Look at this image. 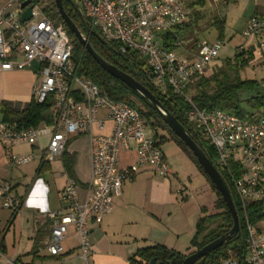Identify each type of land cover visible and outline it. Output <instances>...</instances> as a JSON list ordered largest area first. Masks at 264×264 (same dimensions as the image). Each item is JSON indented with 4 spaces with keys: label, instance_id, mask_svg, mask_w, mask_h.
<instances>
[{
    "label": "built area",
    "instance_id": "2783aa9c",
    "mask_svg": "<svg viewBox=\"0 0 264 264\" xmlns=\"http://www.w3.org/2000/svg\"><path fill=\"white\" fill-rule=\"evenodd\" d=\"M23 1H9L5 7L14 8L7 13L0 10V71L36 67L40 79L33 88V98L38 104L51 99L52 123L37 128H16L0 121V145L7 152L6 163L16 168L31 161L50 164L62 157L69 137L85 135L88 138L90 178L84 201L76 197V182L66 176L60 194L65 208L58 212L46 210L44 215L51 223L47 253L50 256L62 253L63 242L70 237L72 228L81 264H93L90 222H100L111 210L112 197L120 194L122 185L133 174L149 168L167 179L172 172L158 141L147 134L148 127L140 113L125 103L111 101L101 88L78 75L71 40L62 25H54L45 18L41 5L34 4L33 0L30 20L20 22ZM72 1L85 21L84 37L88 39L92 33H97L117 54L143 57L147 76L156 91L165 95L171 90L189 104L185 113L188 124L215 148L217 166L229 174L244 213L245 263L264 264V231L253 226L246 214L250 203L264 200V115L241 119L219 109H199L185 92L186 86L216 61L222 40L198 42L188 48L185 40L179 39L178 34L191 14L184 0ZM241 37L245 41L258 40V48L264 52V18L259 15L248 18ZM238 51L247 49L241 45ZM101 111L112 124L108 135L94 133V129H104V121L99 118ZM44 135L49 136L44 148L27 155L11 152L14 144H33ZM131 146L135 161L121 169L119 153ZM229 159L241 166L238 178L230 173ZM22 205V200L13 194L12 184L1 182L0 206L17 214ZM221 264L237 262L225 259Z\"/></svg>",
    "mask_w": 264,
    "mask_h": 264
},
{
    "label": "crops",
    "instance_id": "0c3cea01",
    "mask_svg": "<svg viewBox=\"0 0 264 264\" xmlns=\"http://www.w3.org/2000/svg\"><path fill=\"white\" fill-rule=\"evenodd\" d=\"M9 1L11 0H0V10L4 13L14 8L5 7ZM212 1L221 3L219 6L224 18L229 7L241 8V31L248 18L254 15L264 18V0ZM187 26L188 21L182 31ZM224 28L223 25L222 41ZM203 41L205 40L192 37L185 42L191 48ZM241 45L252 52L254 59L259 50L258 40H244ZM260 53L258 61L262 62L264 52ZM39 79L36 67L20 71H0V103H29ZM99 118L104 121V129H94V133L110 134L112 124L105 112L101 111ZM149 134L154 137L151 130ZM48 140L49 136L44 135L33 144L18 142L11 146V152L27 155L33 150L44 148ZM161 151L172 176L167 179L160 177L149 168L133 174L122 185L120 194L112 197L111 210L102 216L100 222H90L89 241L93 264H129L138 250L154 245L182 255L193 251L191 240L197 221L203 217L201 209L205 208L209 212V207L214 206L215 195L206 179L176 144L167 141L161 145ZM65 152L74 157L72 171L77 185L76 197L79 201H84L90 178L88 138L85 135L69 137ZM6 158L7 152L0 145V183L9 181L14 196L20 198L23 205L17 214L0 206V264H81L72 228L70 237L63 242L62 253L50 256L46 251L51 223L44 212H58L65 208L60 200L67 179L62 158L50 164L31 161L22 165V170L19 169L20 166L11 168L6 163ZM135 158L133 146L129 150L122 149L118 156V167H129ZM57 163L61 168L60 172L55 169ZM31 166L35 167H32L33 172L29 177L27 170ZM19 170L22 171L20 176ZM186 174L190 175L189 184L184 179ZM256 228L264 231V220Z\"/></svg>",
    "mask_w": 264,
    "mask_h": 264
},
{
    "label": "trees",
    "instance_id": "16d2710c",
    "mask_svg": "<svg viewBox=\"0 0 264 264\" xmlns=\"http://www.w3.org/2000/svg\"><path fill=\"white\" fill-rule=\"evenodd\" d=\"M33 3L41 5L42 14L54 25H62L71 40L73 47L72 56L78 70V75L89 79L101 88L111 101L122 102L136 109L143 117L148 129L154 133V138L158 141L159 146L167 141H172L176 144L210 185L216 199L214 207L220 212L212 216H207V210L205 208L201 209L203 217L197 221L196 231L191 240V248L193 251L187 255L227 233L232 227V220L222 197L184 143L163 123L155 109L147 101L117 79L107 75L97 66L79 45L73 34L66 28L57 12L53 0H33ZM193 4L202 6L203 0H196ZM62 7L66 15L72 20L80 32L86 34L85 21L69 2L62 0ZM188 7L190 8L189 5ZM216 29L219 32L218 39L222 40L223 23L221 21ZM88 42L105 61L131 76L135 81L145 87L178 123L184 127L191 135L195 144L216 168L230 193L238 218V233L230 238L225 245L201 258L194 264H221L225 259H234L237 264H246L247 250L245 244L246 230L244 213L239 206L229 174L222 172L217 166L218 154L215 148L209 142L202 140L199 134L188 124L185 113L189 109V104L171 90H168L165 95L158 93L147 76L145 61L137 54H117L115 48L104 42L97 33H92L88 37ZM168 48L171 49L172 46H168ZM252 59L253 55L250 50L239 52L233 60H227L221 66L216 67L210 76L206 77L201 75L192 83H189L185 90H194L191 96L192 103L199 109H219L241 119L264 115V81L243 80L240 77V71ZM51 107V99H46L42 104H38L32 98L25 105L3 101L0 103V121L16 128H37L41 124L49 125L52 123ZM61 158L65 175L74 180L72 171L73 155L64 151ZM228 165L232 177L238 178L242 173L241 166L232 159H229ZM263 210L264 200L250 203L246 207L247 217L253 226H256L260 221L264 220ZM212 219H216L218 224L214 228L209 229V226L215 222ZM185 257L186 255H182L174 250L154 245L138 250L135 256L129 260V264H148L152 258H155L157 262L162 264H181Z\"/></svg>",
    "mask_w": 264,
    "mask_h": 264
},
{
    "label": "water",
    "instance_id": "95a60500",
    "mask_svg": "<svg viewBox=\"0 0 264 264\" xmlns=\"http://www.w3.org/2000/svg\"><path fill=\"white\" fill-rule=\"evenodd\" d=\"M53 1L64 25L66 26L68 31L73 34L74 38L83 48V50L87 53V55H89V57L97 64V66L107 75L120 81L131 91H133L138 96L147 101L155 109L163 123L173 132V134L180 141L184 143L187 149L192 153L193 157L196 159L197 163L202 168L205 175L208 177L212 185L222 197V200L232 220L231 229L227 233L223 234L221 237L206 244L202 248L192 252L189 255H186L181 264H194L201 258L211 254L221 246L225 245L230 238H232L238 233L239 224L230 193L216 168L210 163V161L207 159L202 150L195 144L191 135L184 129V127L178 123V121L161 105V103L145 87L135 81L131 76L123 73L122 71H120L98 55V53L92 48V46L88 42V39L84 37V35L80 32V30L64 12L62 7V0ZM66 1L69 2V4L79 14L75 3L72 0ZM20 10H22V12L20 13V22L24 23L29 21L31 18L32 10L31 0L23 1L20 4ZM148 264L162 263L157 262L155 258H152Z\"/></svg>",
    "mask_w": 264,
    "mask_h": 264
},
{
    "label": "rangeland",
    "instance_id": "374dc122",
    "mask_svg": "<svg viewBox=\"0 0 264 264\" xmlns=\"http://www.w3.org/2000/svg\"><path fill=\"white\" fill-rule=\"evenodd\" d=\"M196 0H184V2L190 6L191 14L188 18V26L187 28L179 32L178 37L179 39H183L186 42L191 40V38L198 39L200 41L205 40L208 43L213 42L219 35V32L216 28L219 26V22H223L224 25V40L223 46L219 51V55L217 60L210 65L203 73L204 76L208 77L212 74L216 67L222 65L223 62L227 60H233L235 55L239 53L238 46L243 43L242 37H240L241 33V8L239 7H229L226 10L225 18L224 13L222 14L220 2H213L212 0H203L202 6L195 5L192 3ZM232 4V3H231ZM193 34V36H192ZM259 49V48H258ZM260 50L256 51V56L252 59L248 64H246L243 69L240 71V77L243 80H257V81H264V61H258V57L261 55ZM141 59L143 57L140 56ZM260 62V63H259ZM189 97L192 96L194 90L186 91ZM150 133V130L147 131V134ZM161 147V146H160ZM188 160V159H187ZM56 164V163H55ZM57 172L61 171L59 168L58 163L55 165ZM32 167L27 170V175H31ZM24 167L20 166L19 169L22 170ZM19 170V171H20ZM20 173V174H19ZM18 175H22V171H20ZM190 175L186 174L184 177L185 182L189 184ZM62 180V179H61ZM193 183V182H191ZM60 184V182H59ZM214 197V202H215ZM220 211L217 210L214 206L212 208L209 207V212L206 213L207 216H212L214 214H218ZM215 221L213 224L209 226V229L214 228L218 222L216 219H212Z\"/></svg>",
    "mask_w": 264,
    "mask_h": 264
}]
</instances>
